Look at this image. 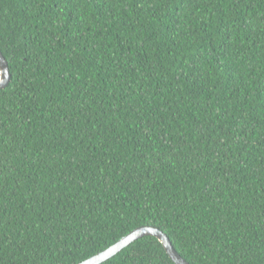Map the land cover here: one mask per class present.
<instances>
[{
    "label": "trees",
    "instance_id": "1",
    "mask_svg": "<svg viewBox=\"0 0 264 264\" xmlns=\"http://www.w3.org/2000/svg\"><path fill=\"white\" fill-rule=\"evenodd\" d=\"M0 264H80L155 227L264 264V0H0ZM104 264H174L154 237Z\"/></svg>",
    "mask_w": 264,
    "mask_h": 264
},
{
    "label": "water",
    "instance_id": "2",
    "mask_svg": "<svg viewBox=\"0 0 264 264\" xmlns=\"http://www.w3.org/2000/svg\"><path fill=\"white\" fill-rule=\"evenodd\" d=\"M11 82V74L9 69V64L0 51V90L8 87ZM154 237L163 246L168 257L174 264H189L183 257L175 250L170 238L161 230L155 227H140L127 236L123 237L115 245L109 249L103 251L102 253L90 258L89 260L80 264H104L105 262L111 260L119 253H121L125 248L129 247L132 243L146 238Z\"/></svg>",
    "mask_w": 264,
    "mask_h": 264
}]
</instances>
